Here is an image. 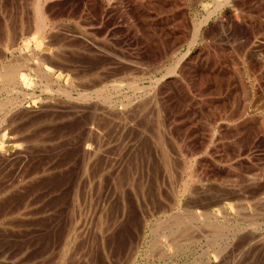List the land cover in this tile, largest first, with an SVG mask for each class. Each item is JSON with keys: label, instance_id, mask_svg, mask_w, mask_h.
<instances>
[{"label": "rangeland", "instance_id": "rangeland-1", "mask_svg": "<svg viewBox=\"0 0 264 264\" xmlns=\"http://www.w3.org/2000/svg\"><path fill=\"white\" fill-rule=\"evenodd\" d=\"M40 5L0 0V264H264V0Z\"/></svg>", "mask_w": 264, "mask_h": 264}, {"label": "bare ground", "instance_id": "bare-ground-1", "mask_svg": "<svg viewBox=\"0 0 264 264\" xmlns=\"http://www.w3.org/2000/svg\"><path fill=\"white\" fill-rule=\"evenodd\" d=\"M40 1L41 0H35V12H34V14H35V31L37 32H40L42 29H44V27H45V20L47 21V19L46 18H44L43 17V14H42V7L43 6H41L40 5ZM44 2V1H43ZM30 3V2H29ZM44 5V4H43ZM29 6V5H28ZM46 10V9H45ZM44 11V10H43ZM19 17V16H18ZM28 17V16H27ZM32 18H33V16H32ZM32 20V19H31ZM27 25V24H26ZM29 25V24H28ZM23 27V26H22ZM52 27V26H51ZM199 28V27H198ZM197 28V29H198ZM14 29V28H13ZM23 29H24V27H23ZM29 30V29H28ZM12 31V30H11ZM10 31V32H11ZM15 31V30H14ZM11 34V33H10ZM15 34V33H14ZM18 35V34H17ZM27 35V34H26ZM14 36V35H13ZM15 37V36H14ZM12 40H13V38H12ZM11 40V41H12ZM13 42H15V41H13ZM17 43V42H16ZM14 45H15V43H14ZM14 47V46H13ZM26 50L28 49L27 47L25 48ZM30 49V48H29ZM15 50V49H14ZM18 51V50H17ZM22 52H24L23 50H22ZM38 52V51H37ZM57 53H59V52H57ZM23 55H25L24 53H23ZM22 55V53L20 54V56H22L23 58H24V56ZM32 55V54H31ZM34 56V55H33ZM49 56V55H48ZM58 56V55H57ZM25 57H26V55H25ZM27 57H29V54H28V56ZM31 57V56H30ZM50 57V56H49ZM22 58V59H23ZM20 58H18V60H19ZM25 59V58H24ZM27 59V58H26ZM14 60H16L17 61V58L15 59L14 58ZM55 60V59H54ZM9 62H10V60H8ZM20 61V60H19ZM22 61V60H21ZM29 61V60H28ZM42 61V60H41ZM53 61V60H52ZM11 63H12V60H11ZM20 63V62H19ZM25 63V62H24ZM28 64V63H27ZM37 64V63H36ZM50 64V63H49ZM54 64V63H53ZM1 65V64H0ZM16 65V64H15ZM17 65H19L18 64V62H17ZM25 66H26V64H24ZM2 66V65H1ZM4 66V65H3ZM2 66V67H3ZM9 65H6L4 68H2V71H0V81H3V82H6V85H7V82H8V84H9V82H15V83H18V80L20 81L21 80V77H20V75H19V73H18V67L17 66H9ZM24 66V67H25ZM54 66V65H53ZM41 67V66H40ZM50 67V66H49ZM29 68V67H28ZM20 69H21V67H20ZM31 69V68H30ZM49 69V68H48ZM55 69V68H54ZM42 70V69H41ZM25 73V72H24ZM39 77V76H38ZM37 77V78H38ZM40 77H42V75L40 76ZM36 78V77H35ZM45 78H46V76H45ZM57 80V79H56ZM120 81H121V79H120ZM2 82V83H3ZM51 82H52V80H51ZM14 83V84H15ZM123 83V82H122ZM118 84V83H117ZM1 85V84H0ZM4 85V84H3ZM13 85V84H12ZM46 85V84H45ZM131 85V84H130ZM34 86V85H33ZM37 86V85H36ZM57 86V85H56ZM118 86H120V85H118ZM115 87V86H114ZM11 88V87H10ZM113 88V87H112ZM117 88H119V87H117ZM127 88V87H126ZM2 89V88H1ZM46 89V88H45ZM114 89V88H113ZM116 89V88H115ZM15 90V89H14ZM59 90V89H58ZM7 91V90H6ZM133 92V91H132ZM22 93V92H21ZM23 94H25V93H23ZM33 94V93H32ZM17 95V94H16ZM110 95V94H109ZM23 96V95H22ZM83 96V95H82ZM85 96H87V95H85ZM100 96V95H99ZM109 97V96H108ZM81 98H83V97H81ZM19 99V98H18ZM85 99H86V97H85ZM3 102V101H2ZM8 103H9V101H8ZM15 104V103H14ZM19 105H20V103H18ZM4 106V105H3ZM104 107V106H103ZM35 108V107H34ZM100 108V107H99ZM101 110V109H100ZM103 110H105V109H103ZM159 111V110H158ZM3 113V112H2ZM114 114V113H113ZM123 114V113H122ZM5 115V114H4ZM105 115V114H104ZM114 115H116V114H114ZM118 115V114H117ZM124 115V114H123ZM7 116H9V115H7ZM110 117V116H109ZM8 118V117H7ZM158 118V117H157ZM10 119V118H9ZM2 121V120H1ZM106 121V120H105ZM110 126V125H109ZM93 127V126H92ZM2 129V128H1ZM16 132V131H15ZM19 132V131H18ZM93 132V131H92ZM91 132V133H92ZM159 133V132H158ZM160 135V134H159ZM2 136H3V134H2ZM17 138V137H16ZM19 138V137H18ZM17 138V139H18ZM159 139V138H158ZM156 140V139H155ZM160 140V139H159ZM19 141H20V138H19ZM21 146V145H20ZM161 146V145H160ZM162 147V146H161ZM165 147V146H164ZM163 149V148H162ZM161 149V150H162ZM165 150H167V148L165 149ZM20 151V150H19ZM164 150H162V152H163ZM94 152V151H93ZM96 153H97V151H96ZM96 153H95V155H96ZM99 153V152H98ZM165 154V153H164ZM170 154V153H169ZM166 157V156H165ZM1 158V157H0ZM169 160V159H168ZM179 161V160H178ZM166 166H167V164H166ZM170 168V167H169ZM168 169V168H167ZM165 172V171H164ZM93 175V174H92ZM170 177H171V175H170ZM102 178V177H101ZM169 178V177H168ZM197 216V215H196ZM175 217V216H174ZM183 217V216H182ZM193 217V216H192ZM198 217V216H197ZM177 219V218H176ZM175 218H174V221L176 220ZM180 219V218H179ZM178 220V219H177ZM180 221H181V219H180ZM188 221V220H187ZM176 222V221H175ZM177 222H179V221H177ZM185 222V221H184ZM212 222V221H211ZM180 223H182V221L180 222ZM185 224H186V222H185ZM213 224V223H212ZM216 224V223H215ZM218 224H220V223H218ZM172 225V224H171ZM176 225H177V223H176ZM180 225V224H179ZM209 225V224H208ZM159 226V225H158ZM162 226V225H161ZM164 226V225H163ZM173 226H175V224L173 225ZM212 226V225H211ZM214 226V225H213ZM227 226V225H226ZM170 228V227H169ZM160 229V228H159ZM173 229V228H172ZM175 229H177V226H176V228ZM189 229H191V228H189ZM217 229V228H216ZM224 229V228H223ZM161 230V229H160ZM174 230V229H173ZM181 230V229H180ZM213 230V229H212ZM222 230V229H221ZM186 231V230H185ZM189 232V231H188ZM187 232V233H188ZM220 231H218V233H219ZM172 234V233H171ZM186 234V233H185ZM215 234V233H214ZM217 234V233H216ZM220 234V233H219Z\"/></svg>", "mask_w": 264, "mask_h": 264}]
</instances>
